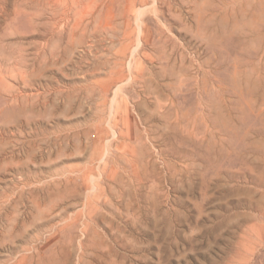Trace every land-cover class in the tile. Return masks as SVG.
Listing matches in <instances>:
<instances>
[{
  "label": "rangeland",
  "instance_id": "obj_1",
  "mask_svg": "<svg viewBox=\"0 0 264 264\" xmlns=\"http://www.w3.org/2000/svg\"><path fill=\"white\" fill-rule=\"evenodd\" d=\"M0 264H264V0H0Z\"/></svg>",
  "mask_w": 264,
  "mask_h": 264
},
{
  "label": "bare ground",
  "instance_id": "obj_2",
  "mask_svg": "<svg viewBox=\"0 0 264 264\" xmlns=\"http://www.w3.org/2000/svg\"><path fill=\"white\" fill-rule=\"evenodd\" d=\"M61 1H62V0H61ZM67 1H68V0H67ZM146 8H147V7H146ZM144 11H145V10H144ZM149 11H150V10H149ZM105 25H106L107 27H109V25H108L107 23H106ZM104 27H105V26H104ZM110 27H112V26H110ZM142 27H143V25H142ZM144 27H145V28H142V29H141V33L144 34V37L146 38V40H147V39L149 40V39H150V35H151V34H150V31L148 30V27H146V25H144ZM95 28H96V27H95ZM139 32H140V31H139ZM159 33H160V32H159ZM92 49H93V48H92ZM98 51H99V50H98ZM131 70H132V69H131ZM130 75H132V74H130ZM143 89H144V88H143ZM171 100H172V99H171Z\"/></svg>",
  "mask_w": 264,
  "mask_h": 264
}]
</instances>
